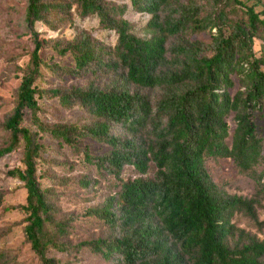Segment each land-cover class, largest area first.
Returning <instances> with one entry per match:
<instances>
[{
  "label": "trees",
  "instance_id": "1",
  "mask_svg": "<svg viewBox=\"0 0 264 264\" xmlns=\"http://www.w3.org/2000/svg\"><path fill=\"white\" fill-rule=\"evenodd\" d=\"M225 1L129 0L134 10L149 14L147 36H140L125 18V3L27 0L25 20L31 30L36 21L70 23L74 11L80 17L95 16L115 35L113 42H104L80 29L56 43L73 62L65 71L97 72L100 83L39 90L33 82L42 41L33 32L30 64L21 75L11 112L0 122L5 135L0 157L19 144L22 150V166L7 172L25 188V200L18 206L26 214L24 236L38 264H60L47 255L48 245L68 250L54 238L67 225L54 220L49 188L36 171L42 132L80 150L86 162L117 181L115 191L88 209L114 233L80 241L79 246L113 264H264V238L233 220L240 213L257 229L264 227V215H257L264 207L262 137L252 121L253 111L264 108V0H231L230 6L241 13L236 18L227 16ZM206 28L207 41L184 36ZM232 75L237 87L231 94ZM41 93L60 105L79 106L88 122H43L36 98ZM25 109L34 129L20 123ZM229 112L234 120L230 131L225 119ZM111 124L124 134H113ZM83 136L105 144L106 151L94 155L79 148ZM208 157H230L236 170L253 180L251 194L218 186L206 169ZM124 165L150 175L123 179ZM5 260L0 251V264Z\"/></svg>",
  "mask_w": 264,
  "mask_h": 264
},
{
  "label": "rangeland",
  "instance_id": "2",
  "mask_svg": "<svg viewBox=\"0 0 264 264\" xmlns=\"http://www.w3.org/2000/svg\"><path fill=\"white\" fill-rule=\"evenodd\" d=\"M116 3H125V18L131 23L132 30L140 36H147L146 23L149 14L145 11L134 10L129 0H111ZM187 1V0H182ZM231 0L223 2L222 6L229 17H240V10L232 8ZM27 0H0V122L13 108L16 98L17 86L21 75L30 64V52L34 46L33 35L35 32L42 44L38 50V73L33 84L37 89L43 90L50 87L70 88L72 86L84 87L89 82L100 83L97 72H83L80 74L68 73L66 66L72 65L68 53H60L56 43L72 38L80 29L87 30L94 39L104 42H113V31L102 27L95 16L80 17L72 11L70 23L54 26L59 19L53 18L49 23L34 22L31 30L25 20ZM205 9H201L203 15ZM53 17V16H51ZM214 28H211L213 31ZM210 30L203 29L199 32L186 31L184 36L189 39L207 41ZM258 42L255 50H258ZM264 48V43L262 44ZM260 47V46H259ZM233 85L229 87L232 94L237 87V78L232 75ZM156 96V91H151V97ZM38 101V115L45 123H76L82 124L89 120V116L77 105L63 106L55 98H50L41 93L36 95ZM233 113L225 117L228 130L234 126ZM252 121L255 132L262 137V153L264 155V108L254 110ZM22 125L34 129L27 109L23 111ZM113 134H124L117 124H111ZM0 128V141L4 137ZM38 141L41 151L37 157L36 171L39 173L40 182L49 188V197L53 204L54 220L63 219L66 230L54 234L56 241L67 245V251H59L48 245L47 255L53 256L60 264H113L112 260L103 258L99 253L92 252L87 246H79L83 240L95 237L110 236L113 229L102 222L98 217L88 212L92 206L99 205L103 199L116 190V179L94 164L83 159L80 150H73L67 144L54 139L47 132L40 133ZM79 148L86 147L91 154L106 151L105 144L89 136H83L77 143ZM22 150L20 144L12 151L0 157V251L6 254L5 264H38V257L31 250L25 240L23 226L26 222L25 212L18 204L25 200V188L22 182L7 171L13 167L22 166ZM205 166L212 180L230 193L249 195L254 189L253 180L241 174L230 157H208ZM150 175L138 173L132 166L124 165L120 176L123 179L135 176ZM83 179L88 183L84 185ZM258 218L264 215V207L258 209ZM235 224L264 238V227L257 229L254 224L240 213L233 216Z\"/></svg>",
  "mask_w": 264,
  "mask_h": 264
}]
</instances>
